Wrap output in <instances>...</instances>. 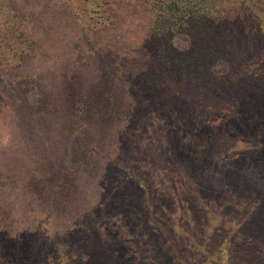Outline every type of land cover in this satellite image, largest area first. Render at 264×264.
Masks as SVG:
<instances>
[{
  "label": "rangeland",
  "instance_id": "rangeland-1",
  "mask_svg": "<svg viewBox=\"0 0 264 264\" xmlns=\"http://www.w3.org/2000/svg\"><path fill=\"white\" fill-rule=\"evenodd\" d=\"M103 7L112 17L104 30L75 16L77 0H0V229L17 248L33 243L45 264H77L92 233L119 263L163 264L151 238L167 226L185 245L180 264H201L188 250L212 231L264 250V206L238 227L234 201H215L234 163L249 184H264L256 167L230 149L198 162L179 143L194 118L230 130L236 115L253 124V110L186 88L150 95L144 7ZM175 169L187 174L182 198ZM155 213L165 227H153Z\"/></svg>",
  "mask_w": 264,
  "mask_h": 264
},
{
  "label": "trees",
  "instance_id": "trees-1",
  "mask_svg": "<svg viewBox=\"0 0 264 264\" xmlns=\"http://www.w3.org/2000/svg\"><path fill=\"white\" fill-rule=\"evenodd\" d=\"M77 1L80 3V8L75 9L77 18L94 20L102 30L107 29L105 23L112 17L103 7L105 0ZM129 1L144 7L148 21L145 48L151 58L142 78L147 81L150 95H168L174 89L186 88L190 96L213 98L214 104L218 101V106L226 105L233 111L235 106L240 111L253 110V124L246 127L236 115L230 130L216 121L203 125L194 118L185 135H180L184 151L201 162L221 149L233 150L237 159L255 166L250 172L264 181V0ZM69 97L77 105L85 98L74 90ZM245 171L234 163L232 171L224 177L227 184L215 194V201L233 200L231 205L239 208L238 227L264 206V184H249ZM170 175L177 181V197L182 198L187 174L175 169ZM134 179V188L140 186L141 180ZM153 218V227L158 224L165 227L162 215L157 220L155 213ZM161 230L166 232L154 241L151 238L152 252L166 261L163 264H180L185 245L177 247L172 226ZM217 233L212 231L203 236L201 247L189 248L201 264H264V250L239 244L234 238L232 241L229 234L221 237ZM96 237L94 233L85 236L84 257L77 264H122ZM13 238L0 229V264H45V256L33 243L27 241L17 248Z\"/></svg>",
  "mask_w": 264,
  "mask_h": 264
}]
</instances>
